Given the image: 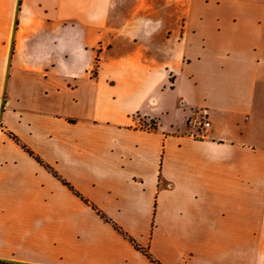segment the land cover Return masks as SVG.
<instances>
[{"label":"crops","instance_id":"obj_1","mask_svg":"<svg viewBox=\"0 0 264 264\" xmlns=\"http://www.w3.org/2000/svg\"><path fill=\"white\" fill-rule=\"evenodd\" d=\"M0 262L264 264V0H0Z\"/></svg>","mask_w":264,"mask_h":264},{"label":"rangeland","instance_id":"obj_2","mask_svg":"<svg viewBox=\"0 0 264 264\" xmlns=\"http://www.w3.org/2000/svg\"><path fill=\"white\" fill-rule=\"evenodd\" d=\"M193 119H195L194 121H196L195 129L190 131V128L192 129V126L194 127V124H192ZM199 121H200V119L198 118V114H196V113L193 114L192 118L187 119V125H188V129H189L188 131L194 133V135L197 134V131L200 132L202 130L203 125L200 124ZM141 126L150 129V128H153L154 122H151V123L144 122V124H141Z\"/></svg>","mask_w":264,"mask_h":264},{"label":"built area","instance_id":"obj_3","mask_svg":"<svg viewBox=\"0 0 264 264\" xmlns=\"http://www.w3.org/2000/svg\"><path fill=\"white\" fill-rule=\"evenodd\" d=\"M198 118L200 119L199 123L202 124L203 126H208L209 123L207 121V111L205 109H201L198 112ZM196 123V121H192Z\"/></svg>","mask_w":264,"mask_h":264},{"label":"trees","instance_id":"obj_4","mask_svg":"<svg viewBox=\"0 0 264 264\" xmlns=\"http://www.w3.org/2000/svg\"><path fill=\"white\" fill-rule=\"evenodd\" d=\"M29 153L32 154L31 152H29ZM38 161H39V160H38ZM39 162H40V161H39ZM65 184H66V183H65ZM101 217H102V215H101ZM114 227H115V229H116L119 233H121L122 235H124V234L122 233V231H121L119 228H117L116 226H114ZM129 241L132 242L133 245H134L137 249L142 250V249H140V248L135 244V242H134L132 239L129 238ZM145 254L147 255V252H145ZM0 264H10V263L0 262Z\"/></svg>","mask_w":264,"mask_h":264},{"label":"water","instance_id":"obj_5","mask_svg":"<svg viewBox=\"0 0 264 264\" xmlns=\"http://www.w3.org/2000/svg\"><path fill=\"white\" fill-rule=\"evenodd\" d=\"M3 102V100H1V103Z\"/></svg>","mask_w":264,"mask_h":264}]
</instances>
